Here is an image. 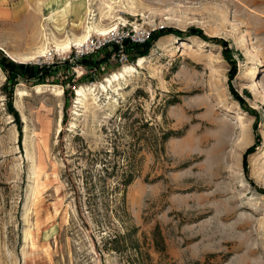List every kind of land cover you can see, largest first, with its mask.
<instances>
[{
  "label": "rangeland",
  "instance_id": "374dc122",
  "mask_svg": "<svg viewBox=\"0 0 264 264\" xmlns=\"http://www.w3.org/2000/svg\"><path fill=\"white\" fill-rule=\"evenodd\" d=\"M0 55L50 68L0 66V264H264V0H0Z\"/></svg>",
  "mask_w": 264,
  "mask_h": 264
},
{
  "label": "built area",
  "instance_id": "2783aa9c",
  "mask_svg": "<svg viewBox=\"0 0 264 264\" xmlns=\"http://www.w3.org/2000/svg\"><path fill=\"white\" fill-rule=\"evenodd\" d=\"M151 34L149 31H139L137 29L125 32L116 27L105 35L95 34L90 36L81 46L74 47L76 48L75 54L70 52L67 60L75 58L77 54L80 55V58L90 57L111 46L112 50L117 53L119 60L126 62L128 57L125 54V44L141 45L149 41Z\"/></svg>",
  "mask_w": 264,
  "mask_h": 264
},
{
  "label": "bare ground",
  "instance_id": "6f19581e",
  "mask_svg": "<svg viewBox=\"0 0 264 264\" xmlns=\"http://www.w3.org/2000/svg\"><path fill=\"white\" fill-rule=\"evenodd\" d=\"M61 10V8H58V10L56 11V13H59V11ZM50 15H54V10H50ZM114 27V26H113ZM114 28H109L108 30L106 28H101L99 27L96 23H93L90 27H86V32L85 34H83L82 36L80 37H77L76 39H73V40H65L63 42H59V43H55V47L57 48L58 51H67L69 50V48H71L72 44H73V47H79L81 46L84 42H86V40L92 36V35H89V33L92 31L93 33L95 34H99V35H105L107 34L109 31H112ZM40 56L38 57H43L44 54H45V48H41L39 49V51H37ZM31 59V58H30ZM143 61V60H142ZM142 61H139L138 64H137V67H140L141 64H142ZM132 70V68L130 67H124L123 71L120 73V74H115L112 76V78H109L106 80V83L109 85V87L111 88L112 87V84L114 82H117L119 81L120 79H124L125 78V74H128L130 71ZM39 90V87L37 88ZM101 89L103 92L106 91V87L105 86H101ZM113 91V90H112ZM39 92V91H38ZM54 93L57 94L58 96L60 95L61 96V90H54ZM78 96L80 97L78 99V102L81 104V105H84V103L89 99V96H92V91L91 90H88V92H86L85 90L83 89H80L78 91ZM23 95L22 92H18V96L21 97ZM56 95V96H57ZM59 96V97H60Z\"/></svg>",
  "mask_w": 264,
  "mask_h": 264
},
{
  "label": "trees",
  "instance_id": "16d2710c",
  "mask_svg": "<svg viewBox=\"0 0 264 264\" xmlns=\"http://www.w3.org/2000/svg\"><path fill=\"white\" fill-rule=\"evenodd\" d=\"M190 33L195 34V30H191ZM202 38H204L206 40V38L204 36H201ZM155 39V35L151 34V37L149 39V41L141 44V45H132V44H125V49H131V50H135L140 51V54H144L147 47H149L150 42ZM115 48V47H114ZM113 48V49H114ZM227 50V49H225ZM233 65V71L232 73H234L235 70V64ZM0 66L5 69L6 71V78L9 82H15L18 76H22L23 78L29 80V79H37L38 81H41L43 79V76L48 74V70L50 68L45 69V67L42 66H28V65H23V64H15L13 62H11L10 60L6 59L5 57L0 55ZM234 96H237L236 94ZM238 98V97H236ZM238 100L240 101V104L242 105L243 102L241 101V99L238 98ZM250 149H248L249 151Z\"/></svg>",
  "mask_w": 264,
  "mask_h": 264
}]
</instances>
